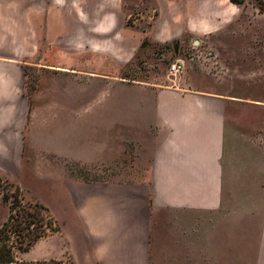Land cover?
Segmentation results:
<instances>
[{
  "label": "crops",
  "instance_id": "crops-1",
  "mask_svg": "<svg viewBox=\"0 0 264 264\" xmlns=\"http://www.w3.org/2000/svg\"><path fill=\"white\" fill-rule=\"evenodd\" d=\"M132 4L157 10L141 16L151 22L141 34L136 21L145 19L127 24L119 0H0V171L17 167L25 154L51 166L112 160L119 139L133 142L137 157L151 158L142 177L80 181L66 194L75 212L70 245L61 255L24 259L64 264L69 252L73 264H142L151 258L153 213L197 223L227 210L238 215L236 229L260 232L262 256L264 138L239 131L227 108L264 104V13L256 8L244 20L230 0ZM219 34L230 38L219 52L226 69L220 80L203 83L185 71L174 84L155 85L106 72L109 61L144 55L143 37L168 43ZM38 36L60 61L43 65L25 59L23 46L29 43L37 52ZM27 65L51 72L32 94L46 98L42 106L27 95ZM102 86L121 98L111 99L102 112L100 98L92 97L87 111L85 96H101ZM91 132L96 142L87 146Z\"/></svg>",
  "mask_w": 264,
  "mask_h": 264
},
{
  "label": "rangeland",
  "instance_id": "rangeland-1",
  "mask_svg": "<svg viewBox=\"0 0 264 264\" xmlns=\"http://www.w3.org/2000/svg\"><path fill=\"white\" fill-rule=\"evenodd\" d=\"M134 1L119 0L124 6L119 10V15L126 19L127 24H133V20L136 18L145 19L143 23L136 21L138 26L135 29L136 33L141 34V30H147L151 23L146 16H141L155 15L157 10H153L152 4L133 6L132 2ZM239 6L241 18L245 17V20L246 15L256 12L259 2L258 0H241ZM185 38L183 37V39ZM229 39L219 34L217 36L204 35L186 38V42L177 38L168 43H154L147 37H143L139 50H143L144 55H135L136 57L131 60L109 61L106 72L117 75L119 79L125 81L170 85L174 84L175 80L185 71H189L205 83L206 80H215L216 77L219 78L218 76L226 72V69L220 64L221 54L219 52L224 40ZM236 43L237 37H233V45ZM34 47L29 43L23 46V55L28 61H37L39 64L45 65L57 63L61 59L51 49L47 50L41 36H38L37 52ZM30 48H32L31 53L28 50ZM209 50L214 52V58H209ZM191 53H194L195 57L190 58ZM179 57L186 60V68L184 72L172 79L168 68L170 63ZM71 59L76 62L79 57L75 54ZM25 72L27 95L33 104L42 106L46 98L32 94L37 88L42 89L45 78L50 76L51 72L45 68L37 69L30 65L26 66ZM220 79L221 77L218 80ZM119 94L120 92H118ZM92 97L100 98L102 112L105 111V107L109 105L111 99L121 98V96H115V90L111 94H106L104 86H102L101 96H85L87 111ZM227 113L229 121L234 123L239 131L246 129V133L253 135V138L260 136L264 138V104H231L227 108ZM95 142L93 132L87 133V146L94 145ZM108 146L112 147V143L109 141ZM134 148L133 142L119 139L117 157L93 164L65 161L51 166V164H47L46 160H36L35 157L32 160L27 159L25 154L17 167L8 166L4 168L6 169L5 173L2 172L3 170L0 171V227L8 218L11 200L15 195L20 201V207L29 212L28 218H31L33 213L38 210L42 218L41 226L37 229L42 236L28 251H21L18 247L23 242L14 226V223L17 222L16 217L21 218L22 215V212L18 211L17 205L8 230L0 233L3 241L7 245L13 246L11 250L17 264H60L56 260L28 261L24 258H50L52 255H61L66 246L70 245L69 237L73 235L75 229V212L68 207L66 194L80 181L125 180L147 175L151 158L148 156L137 157ZM3 193L9 197L8 200H4ZM249 210L251 209H246V211ZM237 217L238 215H232L227 210L214 215L213 221L206 222V219H200L197 223H191L183 216L175 218L167 215L158 216L157 213H153L151 218V258H145L142 264H257L258 258H264V254L259 256L257 253L260 232L236 229L240 225L236 223ZM245 217L252 218L249 214H246ZM210 222L213 223L210 224ZM212 225L214 226L213 231L209 230ZM58 231H60L59 234ZM26 241L27 237L24 239V243ZM66 253L68 259L64 264H73L70 253ZM0 262L3 261L0 260Z\"/></svg>",
  "mask_w": 264,
  "mask_h": 264
},
{
  "label": "trees",
  "instance_id": "trees-1",
  "mask_svg": "<svg viewBox=\"0 0 264 264\" xmlns=\"http://www.w3.org/2000/svg\"><path fill=\"white\" fill-rule=\"evenodd\" d=\"M231 2L235 4H240L241 0H230ZM259 2V11L264 13V0H258ZM4 200H8L9 197L3 193ZM18 206V211H21L22 215L20 217H16V223H14L15 231L19 234L20 237H22L21 241L23 244H20L18 247L21 251H28L31 246L42 236L40 232L37 231L38 227L41 226V214L38 210L36 213H33L31 218H28L29 212L25 210L24 208L20 207V201L18 200V197L15 195L13 196L11 200L10 205V212L8 215V218L0 227V233L3 231H7L9 224L11 223V220L14 218V211L15 206ZM42 208V207H41ZM18 215V214H17ZM37 215V218H36ZM35 218V219H34ZM27 237V241L24 243V239ZM1 244H0V260L3 262H9L13 260V253L11 248L3 241V237H0Z\"/></svg>",
  "mask_w": 264,
  "mask_h": 264
},
{
  "label": "built area",
  "instance_id": "built-area-1",
  "mask_svg": "<svg viewBox=\"0 0 264 264\" xmlns=\"http://www.w3.org/2000/svg\"><path fill=\"white\" fill-rule=\"evenodd\" d=\"M209 58H214V52L212 50H209L208 52ZM195 57L194 53H191V57ZM199 58V56H196ZM217 62V61H216ZM186 68V60L184 58H176L172 63H170L169 68H168V73L174 79L176 76L184 72ZM11 249H13L12 245H8ZM0 264H17V261L13 258L12 261L9 262H0Z\"/></svg>",
  "mask_w": 264,
  "mask_h": 264
}]
</instances>
